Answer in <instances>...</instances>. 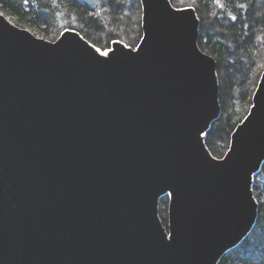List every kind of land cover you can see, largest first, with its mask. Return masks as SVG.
<instances>
[{
    "label": "water",
    "instance_id": "water-1",
    "mask_svg": "<svg viewBox=\"0 0 264 264\" xmlns=\"http://www.w3.org/2000/svg\"><path fill=\"white\" fill-rule=\"evenodd\" d=\"M139 1L137 46L106 54L0 12V264H217L255 224L264 71L214 157L219 83L195 9Z\"/></svg>",
    "mask_w": 264,
    "mask_h": 264
},
{
    "label": "trees",
    "instance_id": "trees-1",
    "mask_svg": "<svg viewBox=\"0 0 264 264\" xmlns=\"http://www.w3.org/2000/svg\"><path fill=\"white\" fill-rule=\"evenodd\" d=\"M0 0L14 23L36 24V35L55 40L63 30L64 15L85 39L100 48L119 38L135 46L142 37L139 0ZM173 6H192L199 19V48L216 60L220 114L206 131L204 142L212 155L222 157L231 133L247 115L252 96L264 71V0H170ZM9 19V18H8ZM13 22V21H12ZM64 23V22H63ZM264 163L253 175L258 203L256 222L246 237L229 249L217 264H264V194L259 179ZM257 179V180H255ZM168 196L159 200V217L166 219ZM261 215V216H260Z\"/></svg>",
    "mask_w": 264,
    "mask_h": 264
},
{
    "label": "rangeland",
    "instance_id": "rangeland-1",
    "mask_svg": "<svg viewBox=\"0 0 264 264\" xmlns=\"http://www.w3.org/2000/svg\"><path fill=\"white\" fill-rule=\"evenodd\" d=\"M118 0H116L115 1V5H116V2H117ZM172 4V3H171ZM141 5V4H140ZM0 12L1 13H3L7 18H9L11 21H13V23H14V19H16L17 17H18V15H13V16H10V15H8L5 11H4V9H2L1 8V6H0ZM63 17H65V18H62V24H64V27H63V30L64 29H66V28H71V26L69 25L72 21H73V19H72V17H69V16H67V15H64ZM64 22V23H63ZM200 22V21H199ZM18 25V24H17ZM18 26H20V27H24V28H27V29H29L30 31H32L34 34H36V31L38 30V26L36 25V24H31V23H27V22H21V23H19V25ZM61 33V32H60ZM59 36V35H58ZM57 36V37H58ZM47 39V38H46ZM48 40H51V39H48ZM114 40H118V41H120V42H122L119 38H115V39H112V40H110V42H109V45H108V47H106V48H100V47H98V46H96V44H94L93 42H90L91 44H93L95 47H96V49L98 50V51H100V52H103V53H107L108 52V50L111 48V46H112V42L114 41ZM51 41H53V40H51ZM122 43H124V42H122ZM125 44V43H124ZM138 44V43H137ZM137 44L135 45V46H129V45H127V46H129V47H131V48H135L136 46H137ZM126 45V44H125ZM105 51V52H104ZM217 78H218V74H217ZM204 137H205V135H204ZM226 152V151H225ZM225 154V153H224ZM223 154V155H224ZM214 156V155H213ZM214 157H216V156H214ZM217 158H220V157H217ZM255 180H257V179H255ZM253 182H254V178H253ZM258 184H259V187H260V189H261V192L264 194V177L263 178H260L259 179V182H258ZM258 203L260 204V201L258 200ZM159 207V206H158ZM167 210H168V205H167V209H166V219L165 220H162V224L167 228ZM263 215H264V212H263ZM261 216V215H260ZM260 222H264V217H262L261 218V220H260ZM263 251H264V248L262 249Z\"/></svg>",
    "mask_w": 264,
    "mask_h": 264
},
{
    "label": "bare ground",
    "instance_id": "bare-ground-1",
    "mask_svg": "<svg viewBox=\"0 0 264 264\" xmlns=\"http://www.w3.org/2000/svg\"><path fill=\"white\" fill-rule=\"evenodd\" d=\"M105 52V51H104ZM102 54H105V53H103V52H101Z\"/></svg>",
    "mask_w": 264,
    "mask_h": 264
}]
</instances>
